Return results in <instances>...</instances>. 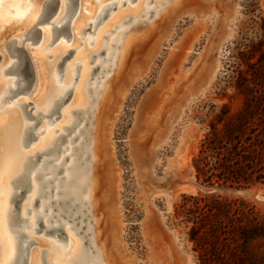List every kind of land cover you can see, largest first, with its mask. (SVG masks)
<instances>
[{"label":"rangeland","instance_id":"374dc122","mask_svg":"<svg viewBox=\"0 0 264 264\" xmlns=\"http://www.w3.org/2000/svg\"><path fill=\"white\" fill-rule=\"evenodd\" d=\"M138 1H91L96 5L94 15L84 23L80 37L75 38L77 35L72 22L84 13L83 0H75L76 9L70 24L57 40L58 43L60 38L66 40V52L58 51L62 54L61 59L68 54V50L75 49L62 68L58 67L63 82L67 66L73 63L70 75L73 86H70L61 112L69 109L73 103L72 95L85 61L82 56L75 58L81 50H84V56L89 54L87 60L91 73L85 83L86 98L76 104L86 106L93 99L92 107L95 110L88 120L79 121L73 129L63 130L69 135L58 140L61 143L60 150L57 149L59 152L55 153V150L46 155L55 156L58 160L60 154V158L68 155L71 148L85 138L81 147L73 152L80 155H70L60 174L64 175L73 156L79 157L78 169L87 167L89 173L94 115L102 87L113 73L121 42L129 28L138 22L142 23L139 29L143 30L141 28H147L150 22L149 30H144L137 43L131 46L120 72L117 75L113 73V79L110 78V94L100 109L102 124L98 125L97 130L102 128L103 135L102 143H99V161L97 159L95 212L98 214L101 237L106 239L107 253L114 264H201L190 239V225L177 211L185 196L214 193L223 199H239L247 209L251 208L264 219V182L247 188L210 186L197 178L194 165L201 144L212 127H254L257 129L255 138L260 137L264 143V0H180L178 5L174 0L170 3L174 6L170 5L172 8H168L169 0H145L141 10L136 11L134 5ZM100 3L106 5L103 11ZM121 8L127 9L125 16L107 27L102 47H95L98 30ZM55 16L56 13L47 21L37 23L42 31L36 33V42L29 39L24 43L29 49L40 45L46 27H55L50 23ZM102 18L103 22L98 24ZM21 30L23 32L20 31L19 35L18 31L9 32L4 41L9 42L17 37L20 42L23 41L25 36L22 33L29 31ZM112 42L115 45L109 50ZM0 47V53L9 57L8 51L5 52L7 49ZM46 51L50 55L54 49L51 46ZM101 51L104 52L99 55ZM108 56L110 59L105 60L104 64L111 65L110 69L103 72L101 64L92 74L96 62ZM2 63L0 61L1 72L5 70ZM9 75L3 79L7 80ZM97 77L100 78L97 80ZM35 90L29 97L31 100L38 99ZM25 96L19 95L15 99ZM83 114L86 116L81 112V116ZM69 115L72 119L76 118L74 113ZM56 116L53 115V118ZM61 118L54 123H49L45 118L37 130H53L58 123H62ZM85 120L88 124L79 131ZM108 122H114L111 140L109 135L106 136L110 132L107 130L110 127L107 126ZM63 131H57L54 135L60 136ZM78 131L79 137L70 146V139ZM42 133H35L37 138L24 150L35 148ZM67 146H70L67 149L70 151H63ZM2 147L0 151H3ZM83 151L89 152L87 157ZM72 186V183L69 184V188ZM88 186L89 182L81 191L73 215L70 216L67 211L65 225L61 232L58 231L62 234L61 239L54 241L57 236V231H54L51 241L68 250L70 236L74 234L82 246L80 253L91 254L97 260L100 244L96 237L95 212L89 202L84 201ZM72 202L70 200L69 203ZM34 207H38L37 202ZM80 208L83 215L76 218ZM41 235L39 238L43 239ZM42 248H49L45 240ZM257 249L264 253V241ZM48 257L54 262L50 253ZM93 264L103 263L99 260Z\"/></svg>","mask_w":264,"mask_h":264},{"label":"bare ground","instance_id":"6f19581e","mask_svg":"<svg viewBox=\"0 0 264 264\" xmlns=\"http://www.w3.org/2000/svg\"><path fill=\"white\" fill-rule=\"evenodd\" d=\"M43 1L44 0H33V1H31V0H0V46L4 47V49L6 48L7 50H5V52L8 51V53H9V57L6 56L7 54H5V55L2 54L3 55L2 61H1V62H3L2 63V69H3V67H5V70L3 72H1V75H0V102H1V104L3 103L2 100L6 95H11L15 91L20 90V88L22 87L21 79L15 73V72H18L20 70L21 61L19 59H17V57H12L10 55V51H9L10 50V45H9L10 41L5 42L4 39H5L6 35L9 34V32L14 33L16 31H18V34L17 33L16 34L17 35L21 34L20 31L23 32V30H21L23 28L25 29L24 31H26V30L29 31L28 33H22L23 36L28 37V36L32 35L33 37H36V33L40 31V30L38 31L37 30L38 28H36L37 23L47 21L48 8L51 4L50 2H53V0H45L44 1V8L42 10ZM65 1H67V5H68L67 9H65L66 8V2ZM91 1H93V0H83L82 7H84L83 8L84 13L82 12L81 15L78 14L79 17L78 18L76 17L77 20L76 21L73 20V22H72L74 33L77 35V37H75V38L80 37L79 33H81V31H82V29L84 27L83 26L84 23L86 21H88L90 18H92L94 15L93 12L95 10L96 5L94 6L93 3L91 4ZM166 1H168V0H166ZM171 1L173 2L174 0H169L168 1L169 7L168 6H166V7L172 8V7H170V5L173 6L172 4H170ZM100 2H103V1H100ZM144 2H145V0H139L136 3L137 5L136 4L134 5L135 6L134 9H136V11H140ZM179 2H180V0L174 1L175 5H178ZM95 3H97V2H95ZM71 4H72V8H71ZM75 4H76L75 0H60V5H59L58 11L56 13V16H55L54 20L52 22H50L52 25L54 23H57V24L53 25V26H55L54 28L48 26L43 30V33H42L43 35L41 38L40 45L35 50H32V56H33V59H34L35 65H36V70H37L36 90L35 89L34 90H35V92H37L36 98L38 96V99H36L35 101L37 103L36 105L39 106V107L37 106V108L40 110V107H41V109L46 113L48 111H50L51 108L54 107V105L57 103L58 100L67 99V97H68L67 93H69V89L73 86V84H71V80H70V75L72 74V71H73L71 68L73 63H71V64H69V66H67L65 78H64L65 80L63 82H61L63 75L59 76V74L62 73V72H60L61 70H59V68H62V63L60 64L61 56H62L61 53H62V51L66 52V45L64 44V42L66 40H65V38H60L61 40L59 41V43L57 42V40L59 39V37H62V35H61L62 31L69 25L68 21H65V20L67 19V17L69 18V12H71V15L75 12V7H76ZM100 4H99V6H100ZM99 6H97V7H99ZM105 7H106V5H102L101 8L100 7L99 8L101 9V11H103L105 9ZM129 7L127 6L126 8H129ZM166 7L164 9H166L168 11V9ZM71 9H72V11H70ZM89 10H91V11H89ZM166 10H164V11H166ZM126 11H127V9L126 10H124L122 8L118 9L117 12H115L116 14H114V17L110 18V20L107 23H105V25L102 26L98 30V32L96 34L95 47L97 46V48H98V46H100V45H101L100 48L102 47V40H104L102 38H103V35L107 32L106 31L107 27L111 23H113L114 21L119 19L120 17L125 16ZM132 11H134V10H132ZM79 12H80V10H79ZM160 14H159V18H161ZM161 15H164V14H161ZM136 16H138V15H136ZM156 17H158V15H156ZM156 19L158 20V18H156ZM157 20H154V21H157ZM60 23H62L61 26L58 25ZM137 23H135L131 28H129V30L127 31V33L125 34V36L121 42V47L119 50L117 63L115 64V67L112 71L115 74L120 72L123 64L126 61V58H127V55H128V52H129L131 46L135 42L137 43L138 38L140 36H142V32L144 30H147L149 28V25L151 24L150 22H149L150 24L147 22L148 27L147 28H145V27L141 28L143 30H140L139 28L142 26L141 25L142 23L141 24L139 23L140 25ZM155 23H153V24H155ZM145 26H147V24ZM150 27H151V25H150ZM18 29H20V30H18ZM20 36H22V35H20ZM55 37H57L58 39L55 41L57 43H54L53 44L54 46L52 45L54 52L52 53L53 57L51 58L50 57L51 55H48L46 48L48 46V43ZM17 38H16L17 43H18V45H20L22 41L20 42V40ZM116 38H119V37L117 36ZM77 41H79V39H77ZM113 43L114 42H112V45L110 43V45L108 46L109 50H111V48L115 45ZM89 44H90V42H89ZM0 49H1V47H0ZM58 51H61V53H59ZM83 51L84 50H81L75 56V58H77V59L82 56V58L85 61H84L83 70L81 73V78H80L79 82L77 83L74 94L72 95L71 102H73V103L72 104L69 103L71 105L69 107V109L67 108V110H65L62 113V115H60L63 118V119L61 118L62 123H60V124L58 123L57 126L53 130H51V128L50 129L47 128L46 130H44V128H43L44 131H42L43 132L41 134L42 136H40V139L38 140L35 148H33L32 150H28V151L24 150L25 140L27 138H29L30 134H32V131H34L35 129L37 130V127H30V124H28L26 122V119L24 120V118H23L24 115L20 113L21 109L20 110L18 109V107L20 106V104H18V103L19 102L21 103L22 97L15 99L13 102H10L9 106L7 104V106H5V109L7 107V110L1 111V109H0V111L2 112V113L0 112L1 113L0 114V147L3 146L2 147L3 151H0V175H1L0 176V239H2V241H3L2 244H4V253H3L2 257H0V264H12V263L19 264V261H18V259H19L18 242L16 244L15 239H12L8 235L6 228H5L6 227L5 226V220H6V216L8 214V211L10 209V201L12 198V188H11L12 180L21 175V173L24 170L25 163L28 161V159L31 156H35L37 153H41V154H43V156H42L41 160L38 161L39 163L37 162V164H38V165L36 164L37 167L35 169H33L34 170L33 174H32L33 189L30 192L27 201L25 200L24 205H23V209H22L23 214L26 216H29L28 210L29 209L32 210V214L29 218V225H28V228L26 229L28 231V234L30 233L33 235L36 232V229H38V228L44 229L41 237H43V239L49 245V248L51 250L50 256H51V258L54 259V262H53L54 264H93V262L95 263L99 260L103 264H114L111 257L107 253L106 239L102 238L103 236L101 237L100 230H99V225H100L99 219L97 218L98 214L95 212L96 200H97L96 191H97V187H98L97 159H98L99 153H100L99 143H100V141L102 139V135H103L102 131H101L102 128L99 131V130H97V127L99 124H102V123H100V122H102V118H101L102 113H101L100 109H102L104 102L107 99V96L110 94L111 81H112V80H110V78L113 79V77H114L113 73L110 74L108 76L107 80L105 81V83L102 87V91H101V95L99 97V101H98L97 106H96V112L94 115L95 118H94L93 135H92V141H91L92 163L90 166L89 173L87 174V171H86L87 167H84L82 169H78L77 166L79 163L77 161H78L79 157L73 156V158L70 160V163L67 164L68 166L64 170V173H63L64 175L62 176L60 174L61 172H63L62 171L63 165H65L64 163L67 162V159L70 157V155H72L74 150H76L78 147H81V145L85 141V138L80 139L79 144L77 146H73L71 148L72 151L67 150L70 146L73 145L72 143L79 137V135H80L79 131H82L84 129V127H86V125L88 124V122L86 120L89 119V116L95 110V108L92 107L93 99L90 100L89 104H87L86 106L83 103H81V105L76 104L78 102L85 100V98H86L85 94H84L85 85H86L85 83L87 82L88 74L91 73V71L89 70V65H88L89 61L87 60L89 54L84 56L82 54ZM103 52L101 51V53H99V55H102ZM109 55H110V53H109ZM107 59L109 60L110 56H108L106 59H102V60L97 61L98 63L96 62V65L93 68L92 74H94L96 72V70L101 66V64H103L101 67V68H103L102 71L103 72L108 71L110 69L111 65L104 64L105 60H107ZM56 67H57V70H56ZM6 70H11L14 73V75H16V76L12 77L11 76L12 74H11L7 77L8 78L7 80L6 79L4 80L3 79V78H5L4 73ZM10 76H11V78H9ZM73 76H74V74H73ZM99 78L100 77H97V80ZM23 86H25V85H23ZM65 96H66V98H65ZM85 102H87V99ZM33 103H34V101H33ZM2 105H0V107H3ZM73 105H75V106H73ZM19 108H21V107H19ZM37 108H35L36 112H37ZM74 110H81L82 113L83 112L86 113V116L83 114V116H85V118L83 116H81V118L83 117V119L76 117L75 119L73 118L74 119L73 120L69 114L70 113L73 114ZM88 111H90V113H88ZM23 112H24V110H23ZM26 114H25V116H26ZM28 117H30V116H28ZM84 119H86L85 120L86 123L84 124V126L79 128L80 130L78 131V133L70 139V144H69L70 146H67L66 148L63 149V151H70L68 153V155H65V156L63 155V157L60 158V156H61V154H60L58 160L55 159L56 158L55 156H54L55 158L53 156H52L53 158L50 156L48 157L46 154L49 155V153H51L52 151L56 150L57 152H55V153L59 152L58 150H60V149H58V148H59V146H61V143H58V140L62 137L69 135V133H65L63 130L66 131L70 128L73 129L74 127H72V126L74 124L77 125V123L79 121L84 120ZM47 121H46V124H47ZM28 122H30V120ZM108 123L109 124H107V126L110 125V127H108L107 130H108V132L109 131L110 132L106 136L109 135V139L111 140L112 134H113L114 122H108ZM100 126H102V125H100ZM40 130H42V129H40ZM57 131H63V132H61L60 136L58 135L59 133L57 134L58 136H55L54 134L57 133ZM101 143H102V141H101ZM84 152H85L86 157H87V154L89 152L83 151V153ZM73 155L77 156L80 154L78 153V154H73ZM84 158H85V156L83 157V159ZM98 161H99V159H98ZM59 175H60V177H59ZM88 182H89V186H88L89 188H88V191L84 197V201H88L89 204L91 205V207L93 208V211L95 212V220H96L95 229H96V233H97L96 237H97V241L100 244V254H99V259H97V260L94 257H92L91 254H83L82 252L80 253V247H82V246H80L78 244L77 238L74 234H71V236H70V239H69L70 240L69 241L70 246H69L68 250H65L62 245L56 244L55 242L51 241L52 239L49 241L47 239V237H45V233H46V230L48 228H51L52 226L54 227L55 225L56 226L63 225V227H64V225H65L64 224V217L66 216L67 211H69L70 216L73 215L74 209L77 208L76 206H77L78 201L80 199L81 191L84 189V187L86 186V184ZM71 183L73 184V186H72V188H69V184H71ZM48 186H49V188H47ZM15 197H17V196L15 195ZM70 200H73V202L71 204L69 203ZM36 202L38 204L37 208L34 207V206H36ZM68 204H70V205H68ZM12 208H14V206ZM20 212H21V208H20ZM82 213H83V211L80 208V210L76 214L77 215L76 218H78V216H80V215H83ZM17 215H18V213H17ZM20 215H21V213H20ZM102 217H104V216H102ZM76 218H74V220ZM41 219L44 221L46 226H43L40 223ZM79 219H80V217H79ZM71 220H72V218H71ZM80 220L82 221V218ZM79 223H80V221H79ZM66 225H68V224L66 223ZM80 225H83V224H80ZM71 227H74V226H71ZM55 228H57V227H55ZM55 231H57V236H56V239L54 241H58L61 239L62 234L58 233V231H60V230H55ZM65 234H67L66 231H65ZM23 236H25V235H23ZM25 239H26V237H25ZM43 239L39 238V246L40 247H38V248H42V245L44 244ZM38 248L37 249L35 248V250H33L34 252H33V255L31 257L30 264H41V261H40V259H41L40 254L41 253L39 251H42V250H40Z\"/></svg>","mask_w":264,"mask_h":264},{"label":"trees","instance_id":"16d2710c","mask_svg":"<svg viewBox=\"0 0 264 264\" xmlns=\"http://www.w3.org/2000/svg\"><path fill=\"white\" fill-rule=\"evenodd\" d=\"M254 127H212L194 160L197 178L210 186L247 188L264 182V143ZM178 215L190 225L201 264H264L257 247L264 219L239 199L214 193L185 196Z\"/></svg>","mask_w":264,"mask_h":264},{"label":"flooded vegetation","instance_id":"af4514ba","mask_svg":"<svg viewBox=\"0 0 264 264\" xmlns=\"http://www.w3.org/2000/svg\"><path fill=\"white\" fill-rule=\"evenodd\" d=\"M53 2H50L51 4L48 8L47 19H49L52 15H54L58 11L60 0H53ZM71 8H72V4H71ZM70 11H72V9ZM73 14L71 15V12H69V18L67 17V19L65 20V21H68L69 24H70V21H71ZM102 21H103V18L98 22V24L101 23ZM55 24H57V23H54L53 25H55ZM36 28H38V27H36ZM38 29H40L39 32L42 31L41 28H38ZM29 39H32L33 41L35 40L34 42H36V40H37L36 37H33L31 35V36L25 37L23 39L21 45H18L16 39L11 40L9 43L10 55L12 57H17V59H19L21 61L20 70L18 72H15V73L21 79L22 87L20 88V90L15 91L11 95H6L3 98V100H2L3 105L0 102V105H2L3 107H0V109H1V111L7 110V107L5 109V106H7V104L9 106V103L13 102L14 99L16 97H18L19 95H26L25 96L26 98H22L21 103L20 102L18 103V104H20L19 107H21V108L18 107V109L22 110V111L20 110V113L24 115L23 118H24V120L26 119V122L28 124H30V127H38L39 123L42 122L47 117H48L47 120L49 121V123H54L56 121V119H58L60 117V115H62L61 109H62L63 105L65 104V102L67 101V99L58 100L57 103L53 107L54 109L51 108V110L46 113L41 109V107H40L41 111L37 108L38 105H36L37 103L35 100H33V99L31 100L29 98L33 95V91H34L35 85L37 83V70H36V65H35V62H34V59L32 56V50H35L36 48L35 49H29L26 46V44H24ZM57 39H58L57 37L53 38L52 39L53 41L51 40L49 42L51 45L48 43V46L46 49H48L54 43H56L55 41ZM74 50L75 49L68 50L67 51L68 54L66 56L62 57L61 62H60V64L62 63V66L64 65V61L66 60V57L68 58V56H70V54ZM16 51H18V53H16ZM50 55H51L50 57L52 58L53 55L52 54H50ZM0 61H2V54L1 53H0ZM4 74L5 75H9V74L14 75V73L11 70H6ZM0 75H1V71H0ZM23 85H25V86H23ZM32 87H33V89L31 90ZM33 101H34V103H33ZM35 108H37V112L35 111L36 110ZM23 110H24V112H23ZM73 112L77 118L83 119V117L81 118V110H74ZM88 113H90V111H88ZM25 114H26V116H25ZM55 114H57V116H56V118H53V115H55ZM28 116H30V117H28ZM29 120H30V122H28ZM74 125L72 127L76 126V125L75 126ZM39 131L38 130L36 131V129H35L34 131H32V134H30L29 138L26 139L28 142L25 140V142H24V148L25 149H28L30 147L33 139L37 138V135H35V133L40 134L44 130L42 129ZM42 156H43V154H41V153H37L35 156H31L32 158L30 157L28 159V161L25 163L24 170L21 173V175L15 179H13L12 184H11L12 198L10 201V209L8 211V214H7L6 220H5V226H6L5 228H6L8 235L12 239H15L16 244L18 242V246H19V248H18L19 249L18 261H19V264H30L31 257H32L33 252H34L33 250H35V248L37 249L38 247H40L39 246V235H40V233H42L44 231V229L38 228V229H36V232L33 235L30 233L28 234V231L26 229L28 228V225H29V216L24 215L22 212L24 202L28 198L30 192L33 189V178H32V174L34 171L33 169H35L37 167L36 164L39 160H41ZM15 195L17 197H15ZM13 206H14V208H12ZM20 208H21V212H20ZM17 213L19 216L17 215ZM20 213H21V215H20ZM28 213L31 214L32 210L29 209ZM41 221H40V223L43 226H46L42 219H41ZM55 227H57V228H55ZM59 228L60 229L63 228V225H59V226L55 225L54 227L52 226L51 228H48L46 230L45 237H47V239L50 241L51 237L54 235V231L60 230ZM23 235H25V236H23ZM25 237H26V239H25ZM2 243H3V241H2V239H0V257H2V255L4 253V244H2ZM38 249L42 250V251H39L41 253V254L39 253L40 257H41V259H40L41 264H54L53 261L51 259H49V257H48L49 253L51 251L50 248H43V249L38 248ZM12 264H14V263H12Z\"/></svg>","mask_w":264,"mask_h":264},{"label":"water","instance_id":"95a60500","mask_svg":"<svg viewBox=\"0 0 264 264\" xmlns=\"http://www.w3.org/2000/svg\"><path fill=\"white\" fill-rule=\"evenodd\" d=\"M38 31L40 30V29H37Z\"/></svg>","mask_w":264,"mask_h":264}]
</instances>
